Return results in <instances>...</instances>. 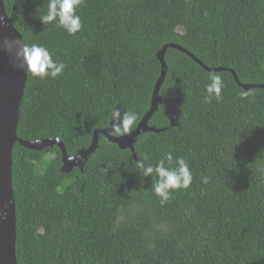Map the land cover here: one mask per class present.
<instances>
[{
	"label": "trees",
	"instance_id": "obj_1",
	"mask_svg": "<svg viewBox=\"0 0 264 264\" xmlns=\"http://www.w3.org/2000/svg\"><path fill=\"white\" fill-rule=\"evenodd\" d=\"M3 2L24 43L66 65L54 79L27 72L17 136L57 137L68 155L107 128L113 104L139 123L166 44L233 69L241 84H264V0H83L75 36L42 22L48 0ZM164 60L160 95L180 96V109L170 126L158 106L148 124L165 130L137 136L136 158L99 134L83 169L63 173L58 146L15 142L17 264H264V88L246 90L229 71H207L173 47ZM211 75L225 87L205 103ZM166 152L188 161L193 180L161 204L135 165Z\"/></svg>",
	"mask_w": 264,
	"mask_h": 264
},
{
	"label": "water",
	"instance_id": "obj_2",
	"mask_svg": "<svg viewBox=\"0 0 264 264\" xmlns=\"http://www.w3.org/2000/svg\"><path fill=\"white\" fill-rule=\"evenodd\" d=\"M0 18H3V24H0V35L14 36L23 41L21 34L14 27L6 13L3 0H0ZM168 47H173L186 53L207 71L226 70L231 72L235 81L246 90L252 87L264 88V84H241L234 70L224 67L210 68L204 65L200 59L181 45L174 43L166 44L156 53L161 67L160 74L155 82L150 98L149 109L142 116L133 131L123 137H110L107 134L108 130H106V128L95 129L89 147L81 149L73 155L67 154L64 144L61 140L57 139V137L24 140L17 136L16 130L19 119V107L24 95L27 71H22L19 68L13 67V61L9 55L0 53V264H17L15 249L16 214L12 183V149L15 142L35 150H41L45 147H52L54 145L58 146L61 151L62 159L60 169L63 173H70L75 167L81 170L83 169L88 157L98 145L99 134L104 135L109 141L117 144L120 149H130L133 158H136L134 143L137 136L144 132H160L165 130V128L150 126L148 121L158 109L159 104L163 101L160 95V87L167 71L164 54ZM16 63L19 62L17 61ZM174 124L175 121L171 119L170 126H174ZM73 156H76V158L70 160L69 157Z\"/></svg>",
	"mask_w": 264,
	"mask_h": 264
},
{
	"label": "clouds",
	"instance_id": "obj_3",
	"mask_svg": "<svg viewBox=\"0 0 264 264\" xmlns=\"http://www.w3.org/2000/svg\"><path fill=\"white\" fill-rule=\"evenodd\" d=\"M82 4L83 0H48L42 22L55 24L68 35L75 36L82 30L81 17L78 14ZM0 24H3V18H0ZM0 53L9 55L13 67L27 71L38 79H54L62 75L66 68L62 61L53 59L52 53L46 46L35 43L25 44L14 36L0 35ZM17 61L19 63H16ZM209 80L210 83L205 88L206 95L202 98L205 103H210L213 99L218 101L225 87L219 75H211ZM248 95L242 93L241 99H246ZM107 119L108 136L123 137L136 127L138 115L135 111H124L120 106L118 107V104H113ZM75 158L76 156L69 157L70 160ZM135 166L140 176L150 177L154 181L152 189L161 204L170 202L173 192L188 189L192 184L193 176L188 161L181 156L174 157L172 152L164 153L155 164L147 157L141 158L136 161ZM202 182L207 183V178L203 177Z\"/></svg>",
	"mask_w": 264,
	"mask_h": 264
},
{
	"label": "rangeland",
	"instance_id": "obj_4",
	"mask_svg": "<svg viewBox=\"0 0 264 264\" xmlns=\"http://www.w3.org/2000/svg\"><path fill=\"white\" fill-rule=\"evenodd\" d=\"M182 32V29H178ZM181 105V98L177 94H169L167 97L163 96L162 108L164 109L165 114L175 121L176 116L178 115Z\"/></svg>",
	"mask_w": 264,
	"mask_h": 264
}]
</instances>
